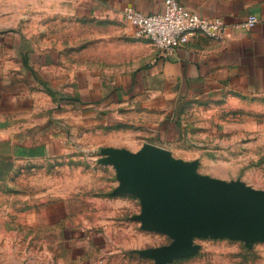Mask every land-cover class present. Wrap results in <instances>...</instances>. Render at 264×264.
I'll return each instance as SVG.
<instances>
[{
  "label": "crops",
  "instance_id": "crops-1",
  "mask_svg": "<svg viewBox=\"0 0 264 264\" xmlns=\"http://www.w3.org/2000/svg\"><path fill=\"white\" fill-rule=\"evenodd\" d=\"M179 1L223 20L227 36H196L160 50L135 34L124 12L161 13L165 0H66L93 25L80 36L90 47L74 51L53 46L28 23L0 17V184L37 162L67 157L98 130L134 122L159 138L152 143L175 152L188 102L264 104V0ZM252 14L259 21L246 28ZM127 142L120 148L136 152L139 143L131 136ZM48 209L78 264H124L119 252L89 241L97 223L77 219L66 200ZM93 243L99 253L91 252Z\"/></svg>",
  "mask_w": 264,
  "mask_h": 264
},
{
  "label": "rangeland",
  "instance_id": "rangeland-1",
  "mask_svg": "<svg viewBox=\"0 0 264 264\" xmlns=\"http://www.w3.org/2000/svg\"><path fill=\"white\" fill-rule=\"evenodd\" d=\"M0 17L28 23L66 51L90 47L80 36L93 25L66 0H0ZM179 116L181 134L173 142L176 151L169 150L171 162L180 160L202 177L264 190V104L188 102ZM150 130L139 122L98 130L67 157L37 162L0 184V264H78L48 219V207L58 200H66L77 219L97 223L88 229L89 241L96 238L104 253L119 252L124 264H158L156 257L174 240L142 227L141 201L119 190V170L107 152L127 146L128 136L139 143L132 146L136 151L154 144L159 138ZM256 230H262L260 223L245 219L216 234L195 236L192 253L164 264H264V237ZM91 247L99 253L98 246Z\"/></svg>",
  "mask_w": 264,
  "mask_h": 264
},
{
  "label": "water",
  "instance_id": "water-1",
  "mask_svg": "<svg viewBox=\"0 0 264 264\" xmlns=\"http://www.w3.org/2000/svg\"><path fill=\"white\" fill-rule=\"evenodd\" d=\"M107 152L119 170V190L141 201L142 227L174 240L156 257L158 264L192 253L195 236L216 234L245 219L260 223L262 230L255 233L264 237V190L199 176L192 166L171 162L170 152L154 144L136 152Z\"/></svg>",
  "mask_w": 264,
  "mask_h": 264
},
{
  "label": "built area",
  "instance_id": "built-area-1",
  "mask_svg": "<svg viewBox=\"0 0 264 264\" xmlns=\"http://www.w3.org/2000/svg\"><path fill=\"white\" fill-rule=\"evenodd\" d=\"M125 19L139 37L149 39L162 51H172L187 44L193 37L225 38L227 26L220 18H204L188 10L179 0H165L161 13L144 14L132 7L126 8ZM256 15H250L246 28L258 23Z\"/></svg>",
  "mask_w": 264,
  "mask_h": 264
}]
</instances>
